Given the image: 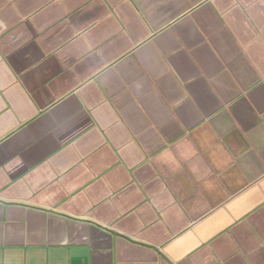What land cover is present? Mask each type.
Wrapping results in <instances>:
<instances>
[{"label":"crops","instance_id":"crops-1","mask_svg":"<svg viewBox=\"0 0 264 264\" xmlns=\"http://www.w3.org/2000/svg\"><path fill=\"white\" fill-rule=\"evenodd\" d=\"M0 264H264V0H0Z\"/></svg>","mask_w":264,"mask_h":264}]
</instances>
